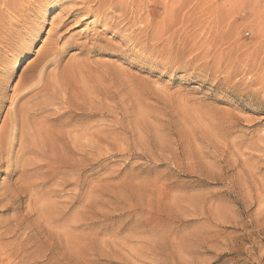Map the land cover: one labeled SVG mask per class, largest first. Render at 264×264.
Masks as SVG:
<instances>
[{
	"label": "rangeland",
	"instance_id": "1",
	"mask_svg": "<svg viewBox=\"0 0 264 264\" xmlns=\"http://www.w3.org/2000/svg\"><path fill=\"white\" fill-rule=\"evenodd\" d=\"M0 264H264V0H0Z\"/></svg>",
	"mask_w": 264,
	"mask_h": 264
},
{
	"label": "bare ground",
	"instance_id": "2",
	"mask_svg": "<svg viewBox=\"0 0 264 264\" xmlns=\"http://www.w3.org/2000/svg\"><path fill=\"white\" fill-rule=\"evenodd\" d=\"M74 9H72L73 11L71 12V14H72V16L75 14V12H74V10L75 9H78V8H80L79 6H76V7H73ZM88 11L87 12H90V11H92V10H90V9H87ZM94 10H96V9H94ZM94 13V12H93ZM84 19V18H83ZM68 20V19H67ZM62 23V22H61ZM59 25H60V23H58ZM59 25H57V26H59ZM63 25H64V23H63ZM61 26V25H60ZM82 47V46H81ZM15 69H18L19 67H20V63H17L16 65H15Z\"/></svg>",
	"mask_w": 264,
	"mask_h": 264
}]
</instances>
